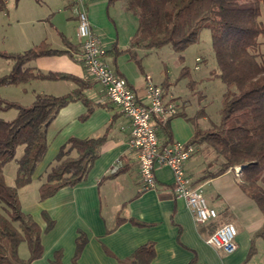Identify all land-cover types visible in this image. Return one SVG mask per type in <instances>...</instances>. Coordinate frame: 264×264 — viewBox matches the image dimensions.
<instances>
[{
  "label": "crops",
  "instance_id": "1",
  "mask_svg": "<svg viewBox=\"0 0 264 264\" xmlns=\"http://www.w3.org/2000/svg\"><path fill=\"white\" fill-rule=\"evenodd\" d=\"M65 3L64 10L57 9V13L69 12L66 24L55 23L51 11L47 18L40 20L47 26L30 48L44 43L69 54L37 57L29 66L42 74H66L86 82L79 85L72 79L32 80L50 83L38 94L55 97L81 86L82 97L92 105L77 100L58 111L47 129V149L32 181L18 190L22 212L40 229L42 254L30 264H53L57 253L60 264H119L147 244L153 246L152 264H264V235L257 234L264 223L263 214L238 187L235 171L203 179L208 172L214 171L204 157L203 147H197L192 158L184 164V171L207 204L217 212L215 220L203 224L194 222L184 199L174 195L172 172L166 166H155L154 188H142L137 156L128 147L130 121L107 99L103 87L88 77L79 60L80 42L76 36L72 1ZM85 3L92 30L106 50L103 59L111 70L142 96L145 76L149 75L162 87L165 100L179 102L176 93L170 92L168 71L162 80L156 81L143 70L142 59L150 51L123 52L136 30L135 16L126 12L119 2L111 6L106 0H85ZM124 20L130 22L132 33L124 28ZM53 35L58 39H53ZM114 47L122 53L114 54L111 51ZM142 99L146 102L144 96ZM89 108L92 110L86 116ZM180 111L178 109L176 116L167 119L171 143H187L193 135V125L187 120L188 115L183 114L186 109ZM206 120L204 116L197 123L203 128L200 121ZM153 124L156 126L154 120ZM102 136L104 141L85 178L73 187L61 188L52 197L39 200L41 178L60 148L71 138ZM199 154L204 159L198 163ZM5 167L6 183L12 186L15 176L8 182ZM46 219L51 222L48 230ZM227 223L237 229L235 250L229 254L206 243L216 228ZM80 236L84 244L74 262L76 241Z\"/></svg>",
  "mask_w": 264,
  "mask_h": 264
},
{
  "label": "trees",
  "instance_id": "2",
  "mask_svg": "<svg viewBox=\"0 0 264 264\" xmlns=\"http://www.w3.org/2000/svg\"><path fill=\"white\" fill-rule=\"evenodd\" d=\"M106 2L109 6L122 3L125 11L136 18L135 33L123 52L130 53L133 49L152 51L165 45H170L175 52H182L198 41L203 30L209 31L216 60L212 76L224 84L225 91L218 110V122L209 120V128H200L197 121L206 117L201 109L187 118L193 125V135L187 144L196 149L206 147L218 161L216 165L210 162L214 171L208 172L203 179L239 168L238 187L255 202L264 216V54L258 53V38L264 34V26L259 20L264 0ZM5 10L6 0H0V12ZM111 51L122 53L115 47ZM62 54L69 52L52 49L44 43L21 53L0 51V58L11 62L9 72L0 75V87L44 78L72 79L79 85L86 82L66 74H42L29 66L37 57ZM81 88L79 86L59 97L37 94L29 105L0 97V115L16 111L11 120L0 116V264H30L42 254L40 229L22 212L18 190L32 181L47 149V129L58 111L77 100L87 106L92 105L82 97ZM91 110H87L86 116ZM153 120L160 144H171L169 120ZM103 141L104 136L69 139L41 178L39 200L52 197L61 188L80 183L96 160ZM19 147L22 152L16 157ZM11 161H15L17 166L12 186L6 183L4 176V167ZM50 226L51 222L47 220V230ZM257 234L264 235V223ZM23 241L28 248L25 259L18 254ZM83 244V236H80L76 241L74 262ZM153 255V246L143 245L119 264H152ZM53 264H60L59 253L55 255Z\"/></svg>",
  "mask_w": 264,
  "mask_h": 264
},
{
  "label": "rangeland",
  "instance_id": "3",
  "mask_svg": "<svg viewBox=\"0 0 264 264\" xmlns=\"http://www.w3.org/2000/svg\"><path fill=\"white\" fill-rule=\"evenodd\" d=\"M65 2L66 0H6V10L0 12V51L21 53L30 49L47 26L40 20L47 18V14L51 11L54 13L55 23L60 22L61 25H65L66 15H69V12L57 13V9L64 10ZM259 20L264 26L263 9ZM129 24V21L124 20V28L128 30V33H132L133 30ZM122 32L121 28L120 33ZM54 38L58 39L53 35ZM258 43V53L264 54V34L258 38ZM10 66V60L0 58V75L8 73ZM141 66L156 81L162 80L163 74L168 71L171 80L170 92L178 96L179 102H175H177V108L182 110L180 112H184L185 108L186 111L183 114L186 113L188 117H192L199 109L203 110L207 120L200 123L206 129L210 127L209 120L218 122V110L225 86L218 78L212 76V71L216 68V60L208 30H203L198 41L182 52H175L170 45L150 51L143 57ZM46 84L50 83L30 80L19 85L3 86L0 87V97L20 105H29ZM15 114V110H10L0 116L5 120H11ZM183 114L179 113V115ZM202 151L207 162H214L215 165L218 163L206 147H203ZM21 152L22 148L19 147L16 157H19ZM204 157L199 154L198 163L202 162ZM5 168L9 182L12 177L14 178L17 169L15 161L8 163ZM18 254L23 259L28 256L26 242L20 243Z\"/></svg>",
  "mask_w": 264,
  "mask_h": 264
},
{
  "label": "built area",
  "instance_id": "4",
  "mask_svg": "<svg viewBox=\"0 0 264 264\" xmlns=\"http://www.w3.org/2000/svg\"><path fill=\"white\" fill-rule=\"evenodd\" d=\"M71 1L77 23L76 36L80 42L79 60L83 63L88 77L103 87L107 99L130 121L128 147L137 156L138 177L142 188H154L155 166H166L172 172L173 193L184 199L194 222L203 224L215 220L217 212L207 204L184 171V164L196 152L195 146L180 142L162 146L158 140L153 119L165 121L175 116L178 110L176 103L165 100L162 87L155 84L149 75L145 76L144 81L143 96L146 102L124 78L116 75L103 59L106 50L92 30L85 0ZM239 171V168L235 169L236 173ZM236 236V227L227 223L216 228L206 243L229 254L235 250Z\"/></svg>",
  "mask_w": 264,
  "mask_h": 264
}]
</instances>
